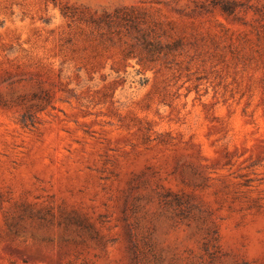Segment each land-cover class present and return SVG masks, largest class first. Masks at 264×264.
Returning a JSON list of instances; mask_svg holds the SVG:
<instances>
[{"label":"rangeland","instance_id":"rangeland-1","mask_svg":"<svg viewBox=\"0 0 264 264\" xmlns=\"http://www.w3.org/2000/svg\"><path fill=\"white\" fill-rule=\"evenodd\" d=\"M0 264H264V0H0Z\"/></svg>","mask_w":264,"mask_h":264}]
</instances>
